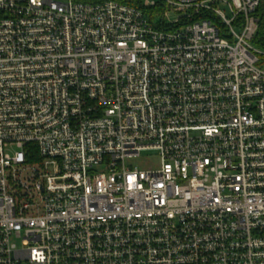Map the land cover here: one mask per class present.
I'll list each match as a JSON object with an SVG mask.
<instances>
[{"label": "built area", "instance_id": "built-area-1", "mask_svg": "<svg viewBox=\"0 0 264 264\" xmlns=\"http://www.w3.org/2000/svg\"><path fill=\"white\" fill-rule=\"evenodd\" d=\"M260 3L0 0V264H264Z\"/></svg>", "mask_w": 264, "mask_h": 264}, {"label": "trees", "instance_id": "trees-1", "mask_svg": "<svg viewBox=\"0 0 264 264\" xmlns=\"http://www.w3.org/2000/svg\"><path fill=\"white\" fill-rule=\"evenodd\" d=\"M75 3H101L104 2V0H73ZM114 1H120L125 5H128L130 7H135L142 9V0H114ZM153 12V11H151ZM259 16H261V25L260 29L256 35L255 44H258L259 46H264V0H261L260 7H259Z\"/></svg>", "mask_w": 264, "mask_h": 264}, {"label": "rangeland", "instance_id": "rangeland-1", "mask_svg": "<svg viewBox=\"0 0 264 264\" xmlns=\"http://www.w3.org/2000/svg\"><path fill=\"white\" fill-rule=\"evenodd\" d=\"M59 2H67L68 0H58ZM257 48L260 50L264 49V46H259L258 44H255ZM142 159H141V168L143 169H148V170H154L157 167L158 163V156L157 152H146L142 154ZM143 162V163H142Z\"/></svg>", "mask_w": 264, "mask_h": 264}]
</instances>
